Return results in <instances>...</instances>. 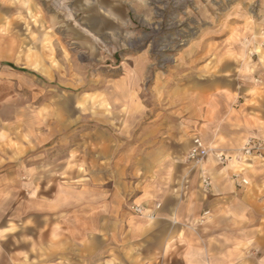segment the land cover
I'll use <instances>...</instances> for the list:
<instances>
[{"label":"rangeland","instance_id":"obj_1","mask_svg":"<svg viewBox=\"0 0 264 264\" xmlns=\"http://www.w3.org/2000/svg\"><path fill=\"white\" fill-rule=\"evenodd\" d=\"M263 42L264 0H0V264H89L69 245L60 247L72 259L44 260L38 225L68 220L63 210L100 200L105 181L112 189L115 171L125 186L149 178L147 160L136 168L132 161L111 163L105 170V141L128 155L142 141L145 155L156 137L154 126L174 123L179 85L212 82L223 65L231 67L227 76L244 75L239 64L263 51ZM240 145L216 146L233 154L224 165L235 162L228 166L235 181L249 180L245 172L257 160L239 157ZM189 147L184 138L173 147L177 172L202 184L209 160L215 170L224 166L211 156L198 164L187 161ZM248 182V188L264 190V184ZM135 196L118 203L113 219L121 227L113 223V232L124 231V242L105 244V263L184 264L177 250L170 259L152 257L156 241L150 236L127 240L132 214L152 219L131 209L150 206ZM205 206L196 198L184 222L207 214ZM195 224L194 232L187 228L193 236L202 227Z\"/></svg>","mask_w":264,"mask_h":264},{"label":"crops","instance_id":"obj_2","mask_svg":"<svg viewBox=\"0 0 264 264\" xmlns=\"http://www.w3.org/2000/svg\"><path fill=\"white\" fill-rule=\"evenodd\" d=\"M239 65L244 75L232 71L227 76L226 71L231 67L223 65L220 75L214 76L212 82L179 85L178 95L174 98L177 106L171 111L174 123L170 125L167 121L163 126H154L156 137L145 155L141 151L142 141L135 143L132 155H128L120 147L116 151L110 145L111 141L106 140L105 170L111 163L132 161L136 168V164L147 160L152 169L151 176L135 179L134 184L125 186L119 182L123 181V174L115 171L111 177L112 189L106 188L108 182L105 181V194H101L100 200L96 198L94 202L93 199V204H73L70 211L63 210L62 214L68 213L71 217L68 220L55 219L38 225L39 239L44 235L43 243L40 241L44 260L72 259V255L60 247L69 245L76 248L77 254L85 255L89 264H106L110 259L105 257V244L115 239L124 242V231L122 234L120 230L117 234L113 232V223L117 222L121 227L120 219H113L115 212L120 210L118 203L134 192L135 198H144L142 203L150 205L148 207L160 203L155 217L149 221L132 214L128 227L131 233L126 234L127 240L150 236L156 241L152 257L170 259L177 250L184 264H239L245 258L252 264H264V190L248 188L239 179L235 181L231 171L235 162L215 170L209 160L207 174L211 185L207 193L201 191L198 178L183 170L177 172L178 156L173 148L182 138L189 140L191 145L190 137L198 135L210 147L226 149L239 146L247 137L264 142V49ZM127 155L131 157L129 160ZM256 158L250 163L253 169L245 172L249 180L245 179L247 184L254 181L259 187L264 184V157ZM132 176L137 178L135 173ZM109 177L106 176L107 181ZM196 198L205 201L204 211L208 210V213L198 214L188 225L184 222L188 207ZM132 202L136 203L135 199ZM256 214H261L257 220ZM197 222L202 227H198V235L193 236L187 228L194 232ZM242 228L246 231L243 235L238 231ZM206 230H225L228 234L206 236L201 233ZM52 238L60 242L54 241L52 245L49 242Z\"/></svg>","mask_w":264,"mask_h":264},{"label":"built area","instance_id":"obj_3","mask_svg":"<svg viewBox=\"0 0 264 264\" xmlns=\"http://www.w3.org/2000/svg\"><path fill=\"white\" fill-rule=\"evenodd\" d=\"M264 45V42H263ZM239 157H264V142L256 137H247L238 148ZM209 156L213 157L214 160L219 164H226L232 160L233 154L227 153L216 147H210L205 144L203 140L195 136L192 138L190 147L186 154V160L191 163H201ZM237 156V155H236ZM242 184H247V180L241 178ZM202 185L207 189L210 186V180L208 177H202ZM160 208V203H155L152 207H145L140 204H132L131 209L138 213L143 214L146 217L154 218L156 210ZM207 213V212H205Z\"/></svg>","mask_w":264,"mask_h":264}]
</instances>
